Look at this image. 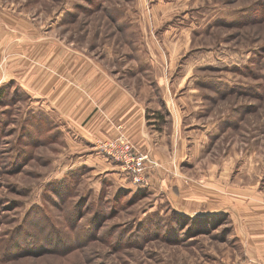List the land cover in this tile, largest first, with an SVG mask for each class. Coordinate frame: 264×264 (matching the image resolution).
Masks as SVG:
<instances>
[{
  "label": "rangeland",
  "instance_id": "rangeland-1",
  "mask_svg": "<svg viewBox=\"0 0 264 264\" xmlns=\"http://www.w3.org/2000/svg\"><path fill=\"white\" fill-rule=\"evenodd\" d=\"M32 36L71 39L110 69L121 55L158 146L149 173L171 187L178 168L211 202L227 184L230 203L243 183L264 194V0H0V264L240 262L231 213L179 216L163 189L69 147L18 82L11 47Z\"/></svg>",
  "mask_w": 264,
  "mask_h": 264
},
{
  "label": "crops",
  "instance_id": "crops-1",
  "mask_svg": "<svg viewBox=\"0 0 264 264\" xmlns=\"http://www.w3.org/2000/svg\"><path fill=\"white\" fill-rule=\"evenodd\" d=\"M27 26L28 23L24 22L16 28L24 30ZM16 41L11 48L16 51L12 59L21 66L18 76L22 79L18 82L40 104L56 114L59 123L66 128L67 144L70 148L75 147L78 155H88L92 166L109 167L107 158L96 144L98 140L117 136L120 131L137 150L157 157V143L152 141L147 130L145 105L132 91L128 79L131 72L126 67L122 69L121 55L117 57L118 68L110 69L102 62V56L87 52L84 47L73 44L71 39L32 36L31 41L26 38L18 40V37ZM25 66L26 70L22 72ZM158 168L149 173L146 187L163 189L172 209L180 215L202 217L231 213L235 237L240 243L241 260L238 263L264 264L262 192L251 197L243 183L233 194L237 198L232 196L229 203L228 185H218L215 190L220 199L211 202L205 195L194 197L181 180L178 168L169 170L173 172L171 187H168L170 183L164 175L167 171L159 172Z\"/></svg>",
  "mask_w": 264,
  "mask_h": 264
},
{
  "label": "built area",
  "instance_id": "built-area-1",
  "mask_svg": "<svg viewBox=\"0 0 264 264\" xmlns=\"http://www.w3.org/2000/svg\"><path fill=\"white\" fill-rule=\"evenodd\" d=\"M120 127V126H118ZM98 149L110 159L118 162L122 170L130 177L135 184H147L149 171L157 163L147 152H140L120 132L113 138L97 141ZM221 264H239L238 262H224Z\"/></svg>",
  "mask_w": 264,
  "mask_h": 264
},
{
  "label": "trees",
  "instance_id": "trees-1",
  "mask_svg": "<svg viewBox=\"0 0 264 264\" xmlns=\"http://www.w3.org/2000/svg\"><path fill=\"white\" fill-rule=\"evenodd\" d=\"M0 99H1V88H0ZM176 213V212H175ZM177 215H179V216H183V215H180V214H178V213H176Z\"/></svg>",
  "mask_w": 264,
  "mask_h": 264
}]
</instances>
